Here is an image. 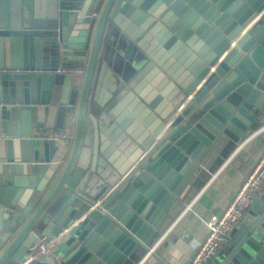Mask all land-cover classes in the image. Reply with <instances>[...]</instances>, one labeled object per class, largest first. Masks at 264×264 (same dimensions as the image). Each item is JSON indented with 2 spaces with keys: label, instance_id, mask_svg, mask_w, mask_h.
<instances>
[{
  "label": "water",
  "instance_id": "1",
  "mask_svg": "<svg viewBox=\"0 0 264 264\" xmlns=\"http://www.w3.org/2000/svg\"><path fill=\"white\" fill-rule=\"evenodd\" d=\"M263 123L264 0H0V264H133ZM233 231L264 264V189Z\"/></svg>",
  "mask_w": 264,
  "mask_h": 264
},
{
  "label": "crops",
  "instance_id": "2",
  "mask_svg": "<svg viewBox=\"0 0 264 264\" xmlns=\"http://www.w3.org/2000/svg\"><path fill=\"white\" fill-rule=\"evenodd\" d=\"M242 141L243 139L233 149L227 148V156L217 167L213 168L211 165L218 151L224 148L225 142L218 146L211 157L204 160L203 169L206 172L213 169L212 173H205L198 187L189 191L190 184H187L183 188L176 198L181 201L182 208L148 248H142L136 253L138 257L133 264H188L195 253V243L207 235L209 221L218 217L227 207L264 153V132L243 145ZM70 145V142L61 143L62 151L54 161L63 165ZM118 183L119 181L110 190Z\"/></svg>",
  "mask_w": 264,
  "mask_h": 264
},
{
  "label": "built area",
  "instance_id": "3",
  "mask_svg": "<svg viewBox=\"0 0 264 264\" xmlns=\"http://www.w3.org/2000/svg\"><path fill=\"white\" fill-rule=\"evenodd\" d=\"M264 132V124L243 139L242 145ZM45 139L67 140L68 131H55L43 134ZM264 189V153L247 175L240 189L222 213L208 223L206 237L195 243V253L188 264H209L224 248L233 229L243 220L248 208Z\"/></svg>",
  "mask_w": 264,
  "mask_h": 264
},
{
  "label": "rangeland",
  "instance_id": "4",
  "mask_svg": "<svg viewBox=\"0 0 264 264\" xmlns=\"http://www.w3.org/2000/svg\"><path fill=\"white\" fill-rule=\"evenodd\" d=\"M262 126V125H261Z\"/></svg>",
  "mask_w": 264,
  "mask_h": 264
}]
</instances>
